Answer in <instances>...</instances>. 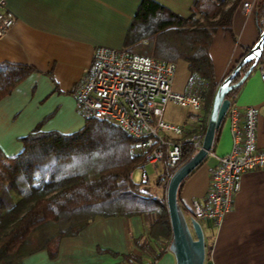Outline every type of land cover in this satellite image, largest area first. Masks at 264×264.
Masks as SVG:
<instances>
[{"label": "crops", "instance_id": "crops-1", "mask_svg": "<svg viewBox=\"0 0 264 264\" xmlns=\"http://www.w3.org/2000/svg\"><path fill=\"white\" fill-rule=\"evenodd\" d=\"M154 1L182 16L190 14L193 2ZM244 1L255 7L258 0H240L232 16L231 30L218 29L209 48L217 85L259 36L254 8L245 14ZM3 2V10L13 15L14 24L0 37V62L33 69L0 98V149L11 156L23 148L19 138L37 126L42 131L64 134L84 126V116L76 108V87L88 74L97 47H123L141 0ZM178 62L184 65L177 73L182 81L180 85L174 75L172 87L176 92H183L191 74L185 61ZM238 88L230 101L237 105L240 116L247 106L257 108L256 144L264 149V83L258 66ZM180 124H185L186 131L190 132L197 120L187 110ZM232 141L226 116L217 131L212 154H208L180 187V204L188 219L192 217L193 200L206 202L211 172L217 164L215 155L229 153ZM140 182L145 192H152L146 173ZM153 185L159 191L155 181ZM199 222L206 248L204 264H264V169L243 174L240 190L219 228L207 220ZM148 233V224L140 215L97 216L76 235L62 238L54 256L42 249L24 257L22 264H123L126 255L140 254L135 242H147ZM149 245L152 250H158L155 243ZM144 262H149V258L145 257ZM152 264H175V258L167 250Z\"/></svg>", "mask_w": 264, "mask_h": 264}, {"label": "trees", "instance_id": "trees-1", "mask_svg": "<svg viewBox=\"0 0 264 264\" xmlns=\"http://www.w3.org/2000/svg\"><path fill=\"white\" fill-rule=\"evenodd\" d=\"M239 1L193 0L190 14L182 16L154 0H141L121 49L167 62L185 61L191 75L208 82L205 117L218 86L209 48L218 29L231 30ZM254 16L260 32L264 0L255 4ZM31 71L29 66L0 62V98ZM238 90L226 97L234 99ZM84 120V126L70 134L37 126L19 138L23 148L18 154L8 156L0 149V264H22L24 257L42 249L54 256L62 238L76 235L97 216L140 215L148 224V241L135 242L140 254L126 255L123 264H152L168 250L166 197L145 192L143 182L131 178L147 164L144 157L131 152L132 139L120 127L89 115ZM192 154L185 147L183 161ZM170 172L164 159L155 184L163 187ZM150 242L158 250H152Z\"/></svg>", "mask_w": 264, "mask_h": 264}, {"label": "built area", "instance_id": "built-area-1", "mask_svg": "<svg viewBox=\"0 0 264 264\" xmlns=\"http://www.w3.org/2000/svg\"><path fill=\"white\" fill-rule=\"evenodd\" d=\"M0 1V37L6 35L14 24L11 13L3 10ZM243 12L250 14L253 4L244 1ZM176 63L123 49L105 46L96 48L90 70L77 85L75 103L84 115L120 127L131 137L130 150L142 155L148 164L159 168L165 159L171 172L183 162L185 147L194 154L202 147L208 115L204 117L203 100L207 80L190 75L183 92L173 90ZM264 83V47L258 62ZM173 102L192 112L197 124L190 132L185 124H172L164 119L165 107ZM226 116L232 134L229 153L216 156L217 164L210 176L206 202L192 201V217L207 220L219 228L231 209L233 197L240 190L245 172L264 169V149L256 144L258 110L255 106L244 108L240 116L237 105L230 101ZM203 121H206L205 128ZM212 154V152H209Z\"/></svg>", "mask_w": 264, "mask_h": 264}, {"label": "water", "instance_id": "water-1", "mask_svg": "<svg viewBox=\"0 0 264 264\" xmlns=\"http://www.w3.org/2000/svg\"><path fill=\"white\" fill-rule=\"evenodd\" d=\"M264 47V28L260 29L256 42L236 63L233 69L218 84L211 104L202 147L184 160L171 174L165 191L167 211L171 226V239L168 250L174 255L175 264H204L206 248L200 222L187 218L178 200V190L183 181L211 152L216 134L226 117L230 99L226 94L240 87L257 66ZM259 55H255V53ZM246 70L233 82L244 66Z\"/></svg>", "mask_w": 264, "mask_h": 264}, {"label": "rangeland", "instance_id": "rangeland-1", "mask_svg": "<svg viewBox=\"0 0 264 264\" xmlns=\"http://www.w3.org/2000/svg\"><path fill=\"white\" fill-rule=\"evenodd\" d=\"M256 28V27H255ZM241 48V45L239 43L238 45ZM183 63L182 62H178L176 65V73H175V80H178V83L180 81H182V78L177 77V73L178 71L183 69ZM178 78V79H177ZM180 84V83H179ZM175 85V82H174ZM181 85V84H180ZM186 108H182L179 105L173 103V102H169L166 107H165V111H164V119L170 123H176V125H180V123L183 121V119L185 118V115L187 113ZM160 167L159 168H155L152 164H146L144 166V168H137L133 171L134 177L133 180L135 182H140L142 175L144 173H146V175L149 178V183L152 186V194L158 195V196H162L165 197V186L163 185V187H159V191L157 190L156 187H154V181H155V177L157 176V174L160 171Z\"/></svg>", "mask_w": 264, "mask_h": 264}, {"label": "snow or ice", "instance_id": "snow-or-ice-1", "mask_svg": "<svg viewBox=\"0 0 264 264\" xmlns=\"http://www.w3.org/2000/svg\"><path fill=\"white\" fill-rule=\"evenodd\" d=\"M255 55H259V53L257 52V53H255Z\"/></svg>", "mask_w": 264, "mask_h": 264}]
</instances>
